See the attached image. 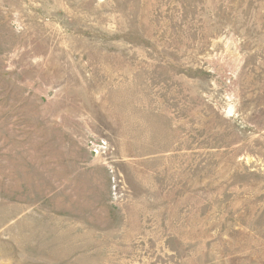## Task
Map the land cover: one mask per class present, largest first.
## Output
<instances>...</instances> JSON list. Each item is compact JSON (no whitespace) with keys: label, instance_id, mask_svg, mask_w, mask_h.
<instances>
[{"label":"rangeland","instance_id":"rangeland-1","mask_svg":"<svg viewBox=\"0 0 264 264\" xmlns=\"http://www.w3.org/2000/svg\"><path fill=\"white\" fill-rule=\"evenodd\" d=\"M0 264H264V0H0Z\"/></svg>","mask_w":264,"mask_h":264}]
</instances>
